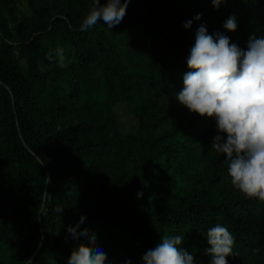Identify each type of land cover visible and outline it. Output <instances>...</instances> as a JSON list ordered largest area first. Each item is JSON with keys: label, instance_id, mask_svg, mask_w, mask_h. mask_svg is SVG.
<instances>
[{"label": "trees", "instance_id": "1", "mask_svg": "<svg viewBox=\"0 0 264 264\" xmlns=\"http://www.w3.org/2000/svg\"><path fill=\"white\" fill-rule=\"evenodd\" d=\"M29 1L33 13L10 26L16 0H0V244L23 248L0 264H67L84 239L69 226L94 233L109 264H144L177 234L194 264H210L216 225L235 240L228 264H264V202L231 184L211 145L215 120L175 96L199 25L246 49L251 35L264 37V0H129L120 24L86 31L93 0ZM62 46L72 56L63 68ZM121 103L139 119L136 133L119 130L114 107L122 128L136 123Z\"/></svg>", "mask_w": 264, "mask_h": 264}, {"label": "clouds", "instance_id": "2", "mask_svg": "<svg viewBox=\"0 0 264 264\" xmlns=\"http://www.w3.org/2000/svg\"><path fill=\"white\" fill-rule=\"evenodd\" d=\"M211 2L219 8L225 0ZM128 3L129 0H93L80 30L93 28L101 20L108 28L120 24ZM202 15L198 13L194 19L200 20ZM192 22L186 21L184 27L191 28ZM237 27L234 15L223 23L228 31H236ZM54 55L58 66L65 67L64 49L57 48ZM47 59L51 61L53 56ZM187 66L190 70L183 75V88L176 93V99L190 112L215 120L217 134L211 145L217 153L224 154L231 184L244 198L264 202V37L251 35L244 49L231 43L224 33L208 34L201 23ZM77 227L69 226L68 232L74 239H84L72 251L67 264H109L96 235L87 229L77 231ZM206 237L210 247L205 254L211 256L210 264H228L235 243L229 229L216 225L208 229ZM183 241L179 234L162 238L142 256L144 264H194V256L181 247ZM126 264H131L130 260Z\"/></svg>", "mask_w": 264, "mask_h": 264}, {"label": "rangeland", "instance_id": "3", "mask_svg": "<svg viewBox=\"0 0 264 264\" xmlns=\"http://www.w3.org/2000/svg\"><path fill=\"white\" fill-rule=\"evenodd\" d=\"M5 12L7 15L6 17L9 21V25L13 26L16 19L21 18V17L23 18V17L30 16L33 13V6L31 5L29 0H16L15 9L11 10L10 12L9 11H5ZM62 48L65 51V56H66L65 63H69L72 60V56H71V54H69V52L67 50L68 49L67 46H62ZM15 54H16L17 58L20 60V63L22 64V66L27 67V62H26L25 58L23 57V53L20 51L18 46L15 47ZM121 104H123L124 111L130 113L135 118L136 123L129 130L122 128V126H121V118H122L121 117V111L117 110V108L115 109V107H114V110H115V112L117 114V118H118L119 130L123 133H128V132L136 133L138 131V128H139V119L137 118V116L134 113L130 112L127 109V106L125 103H121ZM231 192H232V190L229 191L228 194H230ZM22 252H23V248L21 246L10 247L8 244H5V243L0 244V256H2L3 259L6 261L10 260L13 256L20 255ZM67 255H68L67 251H62L55 258V261H58L61 259L62 256H67Z\"/></svg>", "mask_w": 264, "mask_h": 264}]
</instances>
